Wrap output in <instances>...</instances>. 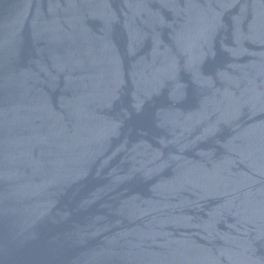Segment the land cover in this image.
<instances>
[{"label":"water","instance_id":"1","mask_svg":"<svg viewBox=\"0 0 264 264\" xmlns=\"http://www.w3.org/2000/svg\"><path fill=\"white\" fill-rule=\"evenodd\" d=\"M0 264H264V0H0Z\"/></svg>","mask_w":264,"mask_h":264}]
</instances>
